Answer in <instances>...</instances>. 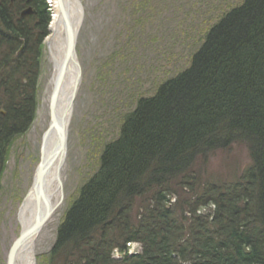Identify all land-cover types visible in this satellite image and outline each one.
Instances as JSON below:
<instances>
[{
	"label": "trees",
	"instance_id": "trees-1",
	"mask_svg": "<svg viewBox=\"0 0 264 264\" xmlns=\"http://www.w3.org/2000/svg\"><path fill=\"white\" fill-rule=\"evenodd\" d=\"M28 6L34 14L21 16ZM49 20L47 0H0V174L11 139L35 116ZM235 143L247 166L193 192L197 161ZM128 241L141 251L113 258ZM46 264H264V0L230 5L189 64L123 116Z\"/></svg>",
	"mask_w": 264,
	"mask_h": 264
},
{
	"label": "rangeland",
	"instance_id": "rangeland-1",
	"mask_svg": "<svg viewBox=\"0 0 264 264\" xmlns=\"http://www.w3.org/2000/svg\"><path fill=\"white\" fill-rule=\"evenodd\" d=\"M240 1L80 0L83 17L75 45L80 81L67 128L63 199L51 235L36 244L35 264L47 263L66 208L98 168L101 151L117 137L123 116L140 97L153 94L161 81L185 68L209 26ZM47 4L51 14L52 2L47 0ZM43 39L35 116L24 132L11 139L0 174V264H6L19 235L18 208L33 183L40 161V139L50 120L44 98L51 65ZM248 163V151L238 143L213 152L205 162L194 165L199 174L193 192L205 181L234 179ZM140 202L135 200L133 215ZM131 248L135 251L138 246L132 244Z\"/></svg>",
	"mask_w": 264,
	"mask_h": 264
},
{
	"label": "bare ground",
	"instance_id": "bare-ground-1",
	"mask_svg": "<svg viewBox=\"0 0 264 264\" xmlns=\"http://www.w3.org/2000/svg\"><path fill=\"white\" fill-rule=\"evenodd\" d=\"M51 2L50 20L43 39V48L51 65L44 101L48 104L49 114L52 111L57 118H64L68 123L72 114V106L68 109V104L79 83H75L77 67L71 59L67 60L66 55L69 39L76 40V33L82 22V5L80 0ZM57 138L55 130L52 129L45 141L41 165H46V169L42 176L41 190L34 178L18 208L19 235L12 253V264H35L37 242L51 235L57 222L62 203V169L67 151L65 141L62 151L55 155ZM50 158L52 159L48 162ZM40 221L43 223L39 225ZM112 253H117L115 248Z\"/></svg>",
	"mask_w": 264,
	"mask_h": 264
},
{
	"label": "water",
	"instance_id": "water-1",
	"mask_svg": "<svg viewBox=\"0 0 264 264\" xmlns=\"http://www.w3.org/2000/svg\"><path fill=\"white\" fill-rule=\"evenodd\" d=\"M34 12V10L32 9L31 6H28L26 7L24 10H22L21 12V16H24V15H28V14H32ZM67 60L68 58L72 60V62L75 64V66L77 67V76H76V84L78 85L79 83V80H80V69H79V64H78V61H77V58H76V53H75V40L74 39H69V44H68V47H67ZM77 89L74 91V93L72 94V97L70 99V102L68 104V109L71 108L72 106V102H73V99L75 97V93H76ZM53 102L51 101V108H52V105ZM2 112V111H1ZM3 113V112H2ZM67 126H68V123L65 122L64 118H57L53 112L51 111V114H50V121H49V124H48V127L47 129L44 131L43 135H42V138H41V145H40V161L36 167V170H35V182L36 184L39 186L40 190H41V181H42V176H43V173L46 169V165L42 164L41 165V159H42V156L44 154V151H45V141L47 139V136L48 134L50 133V131L53 129L55 130L56 134H57V141L55 142L56 144V152H55V155L62 151L64 145H65V141H66V134H67ZM54 155V156H55ZM53 158V157H52ZM50 158L48 160V162L51 161ZM62 198V196H61ZM43 221H40L39 222V225L42 224ZM18 240V239H17ZM17 240L14 241V243L12 244L9 252H8V256H7V261H6V264H12V253L14 251V248H15V245L17 243Z\"/></svg>",
	"mask_w": 264,
	"mask_h": 264
}]
</instances>
